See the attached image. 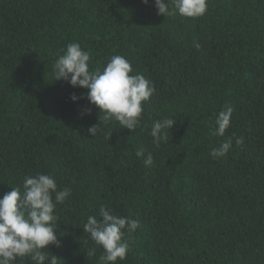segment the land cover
Instances as JSON below:
<instances>
[{
  "label": "trees",
  "instance_id": "trees-1",
  "mask_svg": "<svg viewBox=\"0 0 264 264\" xmlns=\"http://www.w3.org/2000/svg\"><path fill=\"white\" fill-rule=\"evenodd\" d=\"M0 264H264V0H0Z\"/></svg>",
  "mask_w": 264,
  "mask_h": 264
}]
</instances>
